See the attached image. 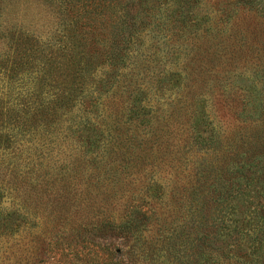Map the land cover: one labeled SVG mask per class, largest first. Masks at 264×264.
I'll use <instances>...</instances> for the list:
<instances>
[{
	"label": "rangeland",
	"instance_id": "374dc122",
	"mask_svg": "<svg viewBox=\"0 0 264 264\" xmlns=\"http://www.w3.org/2000/svg\"><path fill=\"white\" fill-rule=\"evenodd\" d=\"M233 1L199 0L180 35L169 18L139 34L100 101L97 146L65 130L81 111L43 148L0 146V264H248L255 224L231 230L224 190L235 166L264 161V9ZM55 7L3 0L2 25L45 38ZM132 215L128 235L105 225Z\"/></svg>",
	"mask_w": 264,
	"mask_h": 264
},
{
	"label": "trees",
	"instance_id": "16d2710c",
	"mask_svg": "<svg viewBox=\"0 0 264 264\" xmlns=\"http://www.w3.org/2000/svg\"><path fill=\"white\" fill-rule=\"evenodd\" d=\"M46 1L56 6L58 26L41 38L18 26H3V0H0V38L6 39L5 49L0 50V146L3 148L33 137L40 139L35 148L45 147L74 111L82 113L65 130H70L85 146H97L103 138V129L95 121L100 101L129 62L139 34L149 25L162 26L169 18L176 35H180L202 20L195 11L199 0ZM233 3L259 11L264 9V0ZM168 7L169 12L162 15ZM262 160L263 156L254 157L235 166L233 178L224 190L225 196L235 201L234 208L239 213V218L229 222L231 230L239 233L243 227L250 230L251 222L255 224L251 251L238 253L247 257L248 264H264V202L253 206V202L244 199L249 188L257 189L264 197V185L259 184L264 177ZM133 212L144 215L138 209ZM132 217L105 225L128 235L136 227ZM13 218L12 212L3 216L10 223Z\"/></svg>",
	"mask_w": 264,
	"mask_h": 264
}]
</instances>
